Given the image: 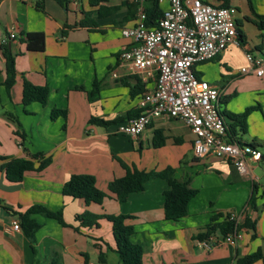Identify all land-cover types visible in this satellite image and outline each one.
<instances>
[{"label":"crops","instance_id":"crops-1","mask_svg":"<svg viewBox=\"0 0 264 264\" xmlns=\"http://www.w3.org/2000/svg\"><path fill=\"white\" fill-rule=\"evenodd\" d=\"M213 5L237 7V24L243 44L232 43L223 53L195 65L197 76L223 89L224 110L242 113L260 104L247 118L248 132L238 131L241 143L264 141V75L244 74L246 54L264 55V30L253 21L264 16V0H203ZM0 0V82L7 77L5 47L15 57L17 78L10 91L0 87V155L33 159L43 170L28 171L23 180L11 181L0 167V264H51L55 252L62 264H122L114 251L111 223L84 227L79 213L124 214L135 226L132 241L143 246V264H235L237 257L261 250L264 254V158H247L248 170L241 173L232 161L215 155L198 157L194 135L182 121L172 117L154 120L138 137L117 132V128L139 114V100L155 81L144 82L120 60L121 52L134 43L122 30L136 23L133 0ZM154 0L146 2L147 10ZM168 3H159L161 12ZM12 32L7 44L3 38ZM28 32L45 34L43 51L29 50ZM6 45V46H5ZM117 73V76H114ZM49 87L46 104H23V79ZM53 109L67 116L53 119ZM91 117L113 121L101 126ZM161 130L165 144L154 147V133ZM18 132V133H17ZM264 153V147L259 148ZM39 154L33 158V155ZM141 170L175 169L180 180H189L198 193L189 201L188 214L180 220L165 217L164 178H152L145 189L120 202L112 195L103 203L87 204L82 198L64 195L63 185L72 174L88 173L99 188L108 191L109 182L125 175L120 160ZM5 160L0 159V165ZM255 197V204H250ZM40 204L62 210L66 226L57 219L34 214L40 223L35 253L22 229L15 231L13 219L29 207ZM235 213L240 221L248 215L257 230L243 228L234 239L212 235L217 242L207 246L197 235L206 231L212 216ZM21 222V220H20ZM102 239V240H101ZM119 260H118V259ZM254 264H264L259 260Z\"/></svg>","mask_w":264,"mask_h":264},{"label":"built area","instance_id":"built-area-1","mask_svg":"<svg viewBox=\"0 0 264 264\" xmlns=\"http://www.w3.org/2000/svg\"><path fill=\"white\" fill-rule=\"evenodd\" d=\"M136 4L135 25L125 27L122 34L134 43L120 54L122 63L137 73L146 83L154 80V86L141 96L140 112L121 123L117 132L138 137L156 119L172 117L182 120L194 135L193 149L198 157L215 155L232 161L245 173L247 158L259 161L262 153L257 148L243 146L228 137V127L221 113L223 89L195 72V65L220 55L232 43H241L234 5H213L203 0H158L167 2L156 24L147 23L148 0H133ZM12 32L3 43L15 38ZM248 64L242 73L264 75V55L247 52ZM117 76V73H114ZM238 222V215L232 217ZM15 231H21V222L12 221ZM231 234L226 239H234ZM217 239L205 240L212 246Z\"/></svg>","mask_w":264,"mask_h":264},{"label":"trees","instance_id":"trees-1","mask_svg":"<svg viewBox=\"0 0 264 264\" xmlns=\"http://www.w3.org/2000/svg\"><path fill=\"white\" fill-rule=\"evenodd\" d=\"M43 3L44 0H37V5L40 9H43ZM227 5L229 4H223V6ZM162 13L163 12H161L159 9L158 0H154L153 7L147 10V23L151 26L155 25ZM253 21L260 29L264 30L263 15H257ZM240 40L241 44H243L244 35L242 33H240ZM26 43L29 50L43 51L45 49V34L43 32H28L26 34ZM5 57L7 77L4 82H0V87L6 86L7 90L10 91L16 82L17 68L15 57L7 46L5 47ZM48 98L49 87L47 85H36L24 77L22 98L23 104L28 105L32 102L46 104ZM226 102V99L225 101L224 99H221V105H224ZM256 109H261L260 104L248 107L242 113H231L221 108V113L225 117L228 127V137L230 139H235L241 143V141L236 137L238 131H241L242 133L248 132V115ZM51 116L53 119L57 118L58 116H67V111L64 109H53ZM89 122L101 126H108L113 123V121H107L100 117H91ZM165 141L166 137L163 132L161 130H156L154 133L153 146L160 147L165 144ZM241 144L243 146H249L257 149L264 147V141H255ZM38 156L39 154H35L33 155V158ZM262 158H264V153H262ZM0 159L5 160V162L0 165V167L5 169L7 178L16 182L23 180L25 174L28 171L43 170L51 162V159L47 158L37 166L33 159L15 158L1 155ZM120 162L125 168L126 173L121 177L112 179L108 184V191L99 188L95 175L79 173L72 174L71 177L64 183V195L82 198L87 204H101L105 198L110 195L115 197L118 201L124 202L129 198L131 193L144 190L146 182L152 178L160 177L166 179L169 185V187L164 192V209L166 219L177 221L188 214L189 201L198 193V190L190 186L189 180L178 179L175 176V169L172 166H168L165 169L158 171H146L130 166L122 160H120ZM255 202L256 200L253 195L250 204L253 206ZM34 214H42L50 218H55L64 226H66L67 223L64 220L61 209L52 211L40 204L32 205L24 213H20L19 218L21 220V227L30 238L33 249L35 253H37L35 234L40 227V223L33 217ZM129 217L131 216L124 214H96L87 210L85 212L79 213L76 216V219L80 221V225L84 227H99L101 219L108 220L111 223L116 244L114 251L118 254L121 263L143 264L144 249L141 244L132 241V236L135 233V226L126 222ZM231 217V212H227L225 214L222 212L215 213L212 216L211 223L207 226L206 231L199 233L197 238L208 240L216 233L220 234L222 238H226L231 234L238 233L243 228L252 229L254 232L257 230L256 219H253L247 215L243 221L238 222L236 219ZM259 260L264 261V254L260 249L253 253L237 257L235 264H254ZM106 262V254L101 253L100 263L105 264ZM51 264H62L58 259L57 253L55 252L51 256Z\"/></svg>","mask_w":264,"mask_h":264},{"label":"rangeland","instance_id":"rangeland-1","mask_svg":"<svg viewBox=\"0 0 264 264\" xmlns=\"http://www.w3.org/2000/svg\"><path fill=\"white\" fill-rule=\"evenodd\" d=\"M222 106H224V105H222ZM222 108H224V107H222ZM262 167H264V161H263L262 164L256 169V172H257L258 174H260L261 171L263 170ZM117 259H118V258H117ZM118 260H119V259H118Z\"/></svg>","mask_w":264,"mask_h":264}]
</instances>
